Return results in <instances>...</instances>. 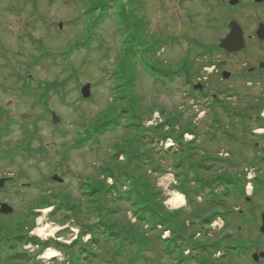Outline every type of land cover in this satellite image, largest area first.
I'll use <instances>...</instances> for the list:
<instances>
[{"label":"rangeland","instance_id":"rangeland-1","mask_svg":"<svg viewBox=\"0 0 264 264\" xmlns=\"http://www.w3.org/2000/svg\"><path fill=\"white\" fill-rule=\"evenodd\" d=\"M254 2L240 0L239 5L244 6L220 9L212 17L199 14L191 23L184 17H170L167 0H0V179L12 178L0 191V204L13 209L9 215L0 214L3 236H20L23 228L43 242L69 245L82 236V225L100 221L97 213L90 212L91 199L97 197L85 196L82 185L95 187L107 182L102 171L121 164L112 162V155L124 150L125 141L138 132L120 127L100 137L91 134L84 147L75 146L105 114L123 108L146 121L151 116L157 120L159 114L164 121L181 113L182 124H192L198 134L185 136L195 142L193 161L223 159L233 163L216 162L210 173L200 171L202 177L245 178L248 196L254 187L258 192L264 190V168L258 170L264 162L251 164L264 158V108L257 109L264 106V70L258 69L259 61H264V48L252 39L250 49L236 55H227L215 46L227 33L223 22L228 18L237 20L247 35H255L258 23L264 21V8ZM101 15L105 20L96 23ZM158 41L164 45L156 54L143 52ZM77 43L86 47L65 59L63 55L66 57ZM133 53L131 62L126 56ZM185 61L189 74L171 81L170 75H175ZM129 63L132 78L136 75L132 90L125 89L126 79L122 82L115 75ZM144 63L163 79L147 70ZM251 67L257 70L250 72ZM170 70L173 74L168 73ZM223 72L230 77L224 79ZM58 82L63 85L48 90V84ZM199 83L205 93L190 87ZM87 84L92 85V95L85 100L80 91ZM52 113L60 118L58 123H53ZM150 125L145 124L147 128ZM184 155L155 158L154 164L161 171L172 170L164 176L148 172L163 191L168 211L183 210L190 219L198 220L215 212L224 214L236 206L238 199H230L227 208L197 201L200 184L187 180L193 172L188 166L173 165ZM252 169L257 171L258 180ZM54 174L63 178V183L52 181ZM181 185L185 193L175 188ZM176 193L186 197L184 205L177 208L168 203ZM57 203L80 207L78 220L67 218L72 217L69 210H56ZM132 210L129 202L116 200L107 205L103 218L114 230L131 231L141 241L123 246L120 241L105 242L103 238L95 244H78L85 252L77 264H184V254H169L164 248L171 232L135 224ZM45 226L47 233L59 230L54 236L39 237L36 229ZM209 227L206 237L216 238L227 235L230 226L218 218ZM82 238L84 243L91 240L90 236ZM13 248L8 254L18 249L28 255L27 259L15 258L3 264L68 263L67 254L54 247L44 251L34 244ZM50 252L58 255L45 258Z\"/></svg>","mask_w":264,"mask_h":264},{"label":"trees","instance_id":"trees-1","mask_svg":"<svg viewBox=\"0 0 264 264\" xmlns=\"http://www.w3.org/2000/svg\"><path fill=\"white\" fill-rule=\"evenodd\" d=\"M129 1L132 2L133 0ZM105 18L106 16L101 15L97 19L96 23L103 22ZM158 42H155L154 44L150 45V47L144 49L143 52L148 54H156L159 50L162 49L164 45V43ZM84 46L86 47L85 43H77L73 45L69 49V51L65 53L66 57L64 55L63 57L67 59L68 57L73 55L75 51L82 49ZM134 56L135 53L127 55L126 57L129 59L131 58L132 62V58ZM130 63L129 65L124 64L122 73L121 71L115 73L118 78L122 79V82L126 79V84L124 86L126 90H132V88L134 89V83L136 78V75L134 78H132L133 72H131V68H133V66L130 65ZM125 65L130 67H127L125 69ZM144 65L147 70H151L152 74H158L160 78L161 74L159 72H157L154 68L148 67V65L146 66L145 63ZM168 73L173 74V71L170 70L168 71ZM174 73L175 75H170L171 81L174 80L176 77L188 75V61L183 64V66H181L177 70V72ZM127 83L129 84L128 87ZM57 84L63 85V83L61 82L53 83L50 85L48 84V90ZM124 98H126V94L125 96L121 97V99ZM263 108L264 106L261 105H258L257 107V109H259L258 111L263 110ZM153 111L154 110L151 109V114L153 113ZM163 113L164 112L162 111V114ZM237 114H239V112H237ZM242 117H245V115H243ZM257 119H260V116H258ZM120 127H124L125 130H136L138 134L137 136H135V138L125 141L127 144L124 150L120 151L118 154L112 155V158L114 159L112 160V162L118 161L121 162V164L116 167L113 166L111 168H105L102 171L106 179H113V184L108 185L107 182L103 181L102 184L95 186L96 188L90 187V185L87 184H83L85 196L97 197L96 199H91L92 207L90 208V212L97 213L100 221L96 224L88 223L82 225L80 227V235L82 234V236L78 239H75L69 245L62 246L60 243L57 242H43L41 240H38L35 237L30 236L29 232L26 229L21 228L20 236H15L12 234L13 236L8 237L9 239L7 241H4L3 239L0 241V257L4 256L7 250H10L9 248H7V250L5 249V246L3 245L4 242H11L13 247H16L18 245L21 248L29 244H34L38 247V249L42 251L49 247H55L57 250H60L67 254L66 261H68V263L66 264L78 263L79 255L84 254L85 252L82 247H79V245L81 246L82 243L95 244L96 242L104 238L105 242L120 241L123 246H133V244H135V241H141L142 239H138L137 237H135L131 231L123 232L121 230H114L113 226L107 224L106 220L103 218L104 213L107 209V205L110 202H115L116 200H125L129 202L133 208L132 212L137 218V222H141L144 225H148L149 229L154 230L160 227L161 232H164L166 230H169L171 232L172 235L169 241H167L166 243L167 247H164L167 249L166 251H168V253L178 251L181 255V250H183L181 249V241L185 240L186 243H188V241L191 242L189 240L191 239L189 238L190 235H207L206 232L208 231L209 226L218 218H222L225 224L229 226V211L224 214L221 212H215L205 219H198L196 218L197 216L192 213V217L198 220L190 219L189 215L185 214L183 210H178L174 212L168 211L164 206L165 199L163 197V191L157 188L155 181L151 180L152 176L148 173L150 169H153L155 171L157 170L154 166V161L156 160L155 158H165L167 156H170L171 153L175 155L177 153L183 152L185 153V155L180 160H177L175 162V165L177 168L188 166L190 169V173L193 172L192 176L187 180L193 184H200V189L196 190V200L199 196H201L203 197L202 202L207 205H212L214 207L216 206L218 208H227L229 205L228 201L230 199H239L242 195L245 196V178L242 181L241 178L237 177V175H234V177L227 176L220 178H206L200 175V171H207L210 173V171L214 169L213 166L216 165V162H228L223 159H212L208 160V162L205 161V163H199L192 160L194 157V153L192 151H194V149L196 148L192 144H195V142L184 143L183 136L185 135V133H192L197 136L198 134L192 124H182L181 113L175 116L167 117L162 124L151 128H146L144 126V118L140 114L136 112L130 113L128 109L123 108L121 112L114 111L112 115L105 114L104 118L94 125V127L92 128V132L89 133L87 137L78 139V145H76L75 147H84L91 140V134L100 137L108 133L116 132ZM165 128H168V131L162 132ZM167 137L173 138L175 142L179 144V149L177 152L173 150L164 151L162 148L159 147V141ZM38 151H41V149L39 148ZM120 158H122V160ZM260 162H264V158L258 159V161H255L251 164H253V166H257V164H259ZM228 164L233 163L229 162ZM261 164L262 165L258 167V170L259 168H264V164ZM175 188L185 193L183 185H181V187L176 186ZM219 189L220 192H218ZM88 190L89 192H87ZM189 204L192 206L193 200H190ZM79 208L80 207H77L76 205L72 206L67 205L65 203H57L56 210H69L70 212H72V217H70L71 215H67L69 216L67 218H73L75 219V221H77L81 214V209ZM29 216L30 215L27 214V217ZM33 221H35V218L33 219ZM188 221H190L192 226H188ZM2 228L4 229V226H2ZM2 233L3 232L1 231L0 226V236L3 235ZM84 236H90L91 240L84 243L82 238ZM203 243L211 244L210 240H207ZM27 256V254H19V257L23 261L24 259H27Z\"/></svg>","mask_w":264,"mask_h":264},{"label":"flooded vegetation","instance_id":"flooded-vegetation-1","mask_svg":"<svg viewBox=\"0 0 264 264\" xmlns=\"http://www.w3.org/2000/svg\"><path fill=\"white\" fill-rule=\"evenodd\" d=\"M231 0H167V6L169 9L170 17H184L185 21L191 23L195 20L193 18L201 14L202 16L212 17L213 14L220 9H237L242 5L232 6ZM255 1V2H254ZM257 5L264 8V1L257 3L256 0H249ZM171 8V10H170ZM180 14V16H177ZM185 14V15H184ZM200 15V16H201ZM222 18L226 15L222 14ZM182 19V20H183ZM233 19L228 18L224 20V25L229 32V22ZM264 21L258 23V27ZM207 24V23H206ZM257 27V29H258ZM251 35H247L245 28H243L246 49H250V39L255 43L257 42L258 47L264 48V41L260 42L257 38L256 32ZM225 35V36H226ZM223 38V37H222ZM220 40V39H219ZM243 53V52H242ZM236 55V54H235ZM262 58V57H261ZM264 60V59H263ZM261 61H259L260 63ZM256 67L249 68V71H256ZM263 71V70H261ZM195 84H191V88ZM205 93V90H200ZM258 180V177H256ZM251 196L245 197L244 200L235 204L229 211V233L222 237L209 238L207 235H190L188 241H181V252L184 254V264H264V232L261 228L264 224V190L258 192L257 187H254ZM6 240V237H0L1 240ZM210 240L211 244L203 243ZM4 242L5 249L9 248L13 250L12 243ZM187 247V248H186ZM186 248V249H185ZM14 250L11 254H5L0 257V264L5 261L13 262L15 258L19 257V252ZM186 253V255H185Z\"/></svg>","mask_w":264,"mask_h":264},{"label":"water","instance_id":"water-1","mask_svg":"<svg viewBox=\"0 0 264 264\" xmlns=\"http://www.w3.org/2000/svg\"><path fill=\"white\" fill-rule=\"evenodd\" d=\"M256 1L259 3L264 0H256ZM238 3H239L238 0L230 1L231 5H237ZM229 27H230V32L224 39L221 40L219 47L229 54L237 53V52L244 50L246 47V40L244 37V31L242 27L236 21H232ZM257 36L261 41H264V24L263 23L259 25V28L257 30ZM259 68L264 69V62L260 64ZM230 75L231 74L228 72L223 73L224 79H228ZM195 89L202 90L203 88L201 85H197L195 86ZM81 93L84 99H89L91 97V84L85 85L82 88ZM59 120L60 119L57 117V115L53 113V122L58 123ZM52 180L59 182V183L63 182V180L59 178L57 175H54L52 177ZM6 181H7L6 179H0V189L5 186ZM12 212H13V209L9 207V205L7 204L1 205L0 213L10 214ZM261 230L262 232H264V224Z\"/></svg>","mask_w":264,"mask_h":264},{"label":"bare ground","instance_id":"bare-ground-1","mask_svg":"<svg viewBox=\"0 0 264 264\" xmlns=\"http://www.w3.org/2000/svg\"><path fill=\"white\" fill-rule=\"evenodd\" d=\"M168 203L172 207L177 208V207H179L181 205H184L185 199H184V197L181 194L176 193V194H174L173 198L168 201ZM47 228H48V226H45V227H42V228H37L36 229V233L38 234L39 237H44L45 238V237H48V236L49 237L53 236L54 233H56L59 230V228H55L52 233L51 232L47 233ZM53 253L54 252L48 253L47 255H45V258L49 259V258L56 257L58 255V253H56V252L54 254Z\"/></svg>","mask_w":264,"mask_h":264}]
</instances>
